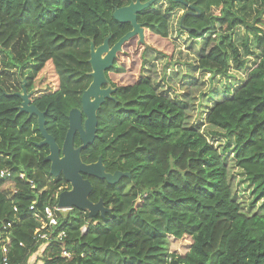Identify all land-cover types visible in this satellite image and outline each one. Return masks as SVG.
Listing matches in <instances>:
<instances>
[{"label":"trees","instance_id":"1","mask_svg":"<svg viewBox=\"0 0 264 264\" xmlns=\"http://www.w3.org/2000/svg\"><path fill=\"white\" fill-rule=\"evenodd\" d=\"M135 1L0 0V173L8 172L0 175V264H26L33 255L42 264H264V0L251 20L235 6L252 0H162V11L157 0L141 10L144 41L137 35L125 41L105 71L114 99L98 109L96 137L81 152L83 162L101 157L107 172L130 177L109 184L85 176L93 187L89 199L110 209L104 217L71 208L58 211L52 227L35 218L71 186L50 174L48 146H37L36 117L18 113L14 93L25 81L30 103L45 111V127L61 147L68 113L81 107L92 80L90 42L110 37L112 46L130 31L113 11ZM177 9H183L178 29L202 43L196 58L183 63L186 77L228 76L257 58L231 95L206 112L227 146L233 142L228 149L186 125L180 102L145 72L150 53L176 62L169 15ZM74 144H81L78 135ZM229 167L252 185L251 206L261 200L259 210L242 209ZM183 237L191 240L188 250L171 251V240Z\"/></svg>","mask_w":264,"mask_h":264},{"label":"water","instance_id":"2","mask_svg":"<svg viewBox=\"0 0 264 264\" xmlns=\"http://www.w3.org/2000/svg\"><path fill=\"white\" fill-rule=\"evenodd\" d=\"M156 1L147 0L142 2L136 0L126 6L115 8L113 18L120 23H129L131 30L120 37L112 46L109 45L110 37H106L103 43L98 46H95L92 41L90 42L88 62L91 66L90 76L92 80L81 94V107L72 108L68 113V128L61 147L45 127V111H40L30 103V95L24 85L25 81L22 83V92L14 93L21 99L20 105L17 106L18 113H26L28 118L36 117L37 129L42 137L37 146H48V154L44 157V160L50 164V174L52 176L61 174L70 183V189L62 190L58 194L57 206L60 209L77 208L87 212L88 218H93L98 214L104 217L106 213L110 212V209L103 205L102 199L97 202L89 199L93 187L90 180L84 178L83 175L104 180L109 184H116L121 178L130 177L129 172H107L101 157H98L97 161L92 163L83 162L81 151L91 145L96 137L98 109L106 99H114L112 93L115 89L108 85L105 71L113 65L125 41L136 35L139 36L140 42L144 41V30L137 21V14ZM172 1L185 4L182 0ZM190 8L193 7L190 5ZM83 115L85 118H83ZM76 135L79 136L81 141L78 146L74 144Z\"/></svg>","mask_w":264,"mask_h":264},{"label":"rangeland","instance_id":"3","mask_svg":"<svg viewBox=\"0 0 264 264\" xmlns=\"http://www.w3.org/2000/svg\"><path fill=\"white\" fill-rule=\"evenodd\" d=\"M259 4V0H252L244 9L240 4H236L235 9L244 12L247 19L251 20ZM156 7L162 11L166 7V2L162 0L156 2ZM182 13L183 9H177L169 15V37L176 46L174 54L176 62L168 63L166 59L159 55L153 59L150 53L148 55L150 60L146 64L145 72L152 79L156 80L160 88L165 90L171 98L177 99L180 102L185 111L184 123L186 125L193 124L219 150L222 147L228 149L232 146L233 142L227 146V138L220 135L222 131L206 122V112L215 100L224 99L231 95V92L244 81L246 73L257 62V58H248L244 68L240 70L230 69L228 76H214L211 79L209 73L200 71L197 74L195 73L192 79L186 77L184 75L185 66L183 63L193 61L196 58L202 43L191 39L184 31L178 29L179 17ZM243 38V30L242 28H238L236 31V41L239 43ZM250 46L254 50H257L252 38ZM7 84H9L10 88H14L15 80H7ZM226 85L230 86L231 90L226 89ZM15 92L20 93V87ZM209 93H213V95H209ZM215 131L218 133L214 134ZM227 153L230 154V152ZM228 173L232 189L235 191L242 209L248 212L250 210H259V205L262 201L259 200L255 206H251L253 187L245 179L242 172L235 167H229ZM67 211L68 209H65L62 213H66ZM190 243L191 240L188 237H183L178 240H171L169 247L171 251L177 254H184L188 250ZM39 254H41V251ZM34 259H36L35 256Z\"/></svg>","mask_w":264,"mask_h":264},{"label":"built area","instance_id":"4","mask_svg":"<svg viewBox=\"0 0 264 264\" xmlns=\"http://www.w3.org/2000/svg\"><path fill=\"white\" fill-rule=\"evenodd\" d=\"M7 174H8L7 171H2L0 173L1 176L7 175ZM58 194L59 193L56 194V201H57ZM30 209H34V205H31ZM63 210L64 209H60L57 206V202H56V204L54 206H51V205L44 206L42 213L35 212L34 215H35V218L38 219V221L42 225L46 224L47 226L52 227V226H55L57 224V222H58V219L56 217L57 212L58 211H63ZM41 237L42 238H46V235L43 234V235H41ZM58 237H61V233L58 234ZM34 256L35 255H33L30 258L29 262H27L26 264H42L39 260L34 259Z\"/></svg>","mask_w":264,"mask_h":264},{"label":"flooded vegetation","instance_id":"5","mask_svg":"<svg viewBox=\"0 0 264 264\" xmlns=\"http://www.w3.org/2000/svg\"><path fill=\"white\" fill-rule=\"evenodd\" d=\"M21 92H22V87H21ZM89 146V145H88ZM87 148V147H86ZM86 148H84V149H86ZM83 150V149H82ZM82 152V151H81ZM85 176H87V175H83V177L84 178H86ZM88 179V178H87ZM89 180V179H88ZM70 189V188H69ZM97 202V201H96ZM104 205V204H103Z\"/></svg>","mask_w":264,"mask_h":264}]
</instances>
